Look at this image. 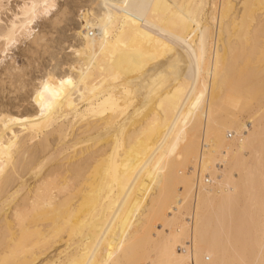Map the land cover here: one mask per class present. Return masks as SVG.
<instances>
[{
    "label": "bare ground",
    "instance_id": "obj_1",
    "mask_svg": "<svg viewBox=\"0 0 264 264\" xmlns=\"http://www.w3.org/2000/svg\"><path fill=\"white\" fill-rule=\"evenodd\" d=\"M87 1L86 7L97 6L88 7L89 16L104 14L105 3L133 7L127 17L122 7L112 13L107 43L99 39L102 27H90L95 45L65 58L64 72L52 71L56 85L73 62L72 75L79 81L84 74L78 90L56 109L52 126L38 137L17 127L19 148L0 178V208L6 198L12 205L9 212L0 210V259L19 246L38 253L13 257L21 264L74 256L91 264L258 260L264 225V0ZM190 14L202 25L195 33L179 19ZM78 17L69 47H81ZM201 34L208 55L198 76L193 52H199ZM161 78L165 87H153ZM205 82L195 122L189 118L169 155L184 127L181 117ZM181 86L185 92L174 96ZM11 115L0 110V116ZM11 127L5 133L0 125V144H8ZM53 153L62 162L42 167ZM17 211L25 224L13 228ZM85 218L73 243L56 238L69 219L78 224ZM59 243L60 249L44 256Z\"/></svg>",
    "mask_w": 264,
    "mask_h": 264
},
{
    "label": "snow or ice",
    "instance_id": "obj_2",
    "mask_svg": "<svg viewBox=\"0 0 264 264\" xmlns=\"http://www.w3.org/2000/svg\"><path fill=\"white\" fill-rule=\"evenodd\" d=\"M80 8L79 20L81 27L79 31L75 33L77 37L81 39V47L75 46L69 47L60 41V47H55V41L49 40V35L56 37L61 32H68L71 34L72 21L74 17L73 5L69 4L63 9L60 8L56 0H45L43 3L25 2L20 4L15 11H12L11 2L5 3V0H0V75H3V84L5 95L8 92V86L11 84L12 95L16 99L17 106L23 105L31 107V113H25L21 111L19 115L11 116H0V125L3 126L4 132L7 133L11 127V136L8 144H0V178L8 175L7 168L13 159V149L19 148L15 137L17 136L16 127L23 129L24 131H30L36 134L38 137L40 132L46 128L51 127L53 124L52 117L54 116L56 109L63 106V101L70 97L73 90H78L79 84L83 82L84 74L81 72V78L78 81L72 72L75 71V62L72 64L71 72L66 71L63 76L59 78V83L56 85L53 82V74L49 69L45 72L43 69L45 65L42 63V59L47 58L49 55L55 61V54L59 52L61 56L64 52L74 54L76 57L81 56L90 45H95L96 38L88 34V29L92 26L102 27L103 34L99 37L101 45L107 43L109 37V25L112 24L113 16L112 13L118 8H123V15L126 17L130 15L127 9L133 7L125 2L123 5H114L105 3L102 8L107 11L104 14H97L95 16L88 15V7L93 10L97 7L95 4H91L88 7L85 6L83 0L75 5ZM264 6V2H262ZM165 7H168L165 5ZM196 7H203V5H197ZM180 22L186 31L195 33L202 27L198 23L195 15L180 16ZM37 22L43 23V31L36 29ZM194 26V27H190ZM188 36L187 39H191ZM43 54V55H42ZM208 53L206 51L205 38L201 34L200 36V47L197 54L193 52V56L196 59L197 74L198 76L203 72V65L205 58ZM16 57L17 60L22 58V62H17L10 65L8 62ZM67 67V65H66ZM221 68L220 55L217 53L216 57V69L219 71ZM167 74H165L166 77ZM163 78L159 81H153V87L159 84L160 87H165L162 83ZM207 88V83H202L200 95H196L192 100L188 109L187 115L181 117L184 123V127L177 133L176 142L172 145V150L169 155H174L177 145L180 142L181 135L185 133L186 128L189 125V118L192 122H195V117L199 110L201 99L204 95V90ZM185 89L183 86L176 89L174 96L179 97L180 94L184 93ZM161 95L163 93L161 92ZM158 121L152 122L154 130L155 124ZM121 142L120 134L117 135L116 143L119 145ZM49 160L55 161V154L41 162L42 167H46ZM163 165H158L162 167ZM11 200L6 198L3 203V207L0 210L9 212L11 210ZM87 219L81 220L80 223L74 224L71 219L68 220L58 230L57 239H63L64 236L68 237V243H73V238L77 234L82 235V229L87 224ZM25 224V217L19 211L15 213V218L12 227H21ZM91 227V225H88ZM8 229H6V238ZM13 243H16L13 237ZM121 248L123 243L121 242ZM111 247V244L109 245ZM62 256L64 249H61ZM36 256L38 253L33 248L28 247H10L5 252V258L0 259V264H21L18 259H13L17 256ZM112 253H109L111 257ZM23 264H44L43 261H37L35 259L25 260ZM53 264H91L90 260H82L76 256L71 259H61L53 262ZM99 264H110V261L102 260ZM160 264H168L166 261H161ZM187 264H191L189 260ZM199 264V261H197ZM239 264H264V225H262V243H261V254L258 260H242Z\"/></svg>",
    "mask_w": 264,
    "mask_h": 264
},
{
    "label": "rangeland",
    "instance_id": "obj_3",
    "mask_svg": "<svg viewBox=\"0 0 264 264\" xmlns=\"http://www.w3.org/2000/svg\"><path fill=\"white\" fill-rule=\"evenodd\" d=\"M7 1L9 2V0H5V3H8ZM25 1L24 0H10L11 6H12V11L14 12L15 9L20 4H23L22 2H25ZM80 2H81V0H56V3L59 4V6H60L61 9H63L65 6H67L69 4H72L73 5L74 17H73V21H72L71 34H69L68 32H61V34L59 36H56V37H53V36L49 35V37H48L49 40H54L56 42L55 43V47H60L61 46L60 45V41L61 40L63 41V44H66V45H70V44H72L75 41L74 30L76 28V24L78 23V21H77V15H78L79 10H80V8L79 7H76L75 5L78 4V3H80ZM83 2L85 4V6H87L88 3H89L87 0H83ZM35 27H36V29L40 30L41 32L43 31V23L42 22H37V24H36ZM59 54H60L59 52H57L55 54V61H56V63H53V60H52L53 58H52L51 55H49L47 58L42 59V63L45 65V67L43 69L45 72H47L49 69L51 71H54V72H57V73L64 72L65 66H63L62 63H63V60L65 58H67V57L69 58L70 57V54L67 53V52H64V54L62 56H61V54L60 55ZM17 62H22V58L20 60H17V58L14 57L13 60L9 61L8 63L10 65H12V64L17 63ZM58 64L59 65L61 64V66H58ZM0 67H2V66H0ZM0 110L5 111V112H9L11 114H16V115H19V113L21 111H24V112H26V111L31 112L32 111L31 107L26 106V105H23V101H21V106L20 107L17 106L16 99L12 95L11 84H9L7 95H5L4 84H3V75H0ZM16 129H19V128L16 127ZM60 157L61 156H57V158H55V161L54 162L56 164L53 162L54 165L51 164V167L52 166L54 167L56 165H59L62 162V159H60ZM24 193H25V189H23L22 192H20V194L18 195V200L24 195ZM60 246H61L60 243L54 245L52 247L54 249H52V248L49 249L45 253L44 256H46L48 254H49V256H51L56 251L55 248H58L59 247L58 249H60Z\"/></svg>",
    "mask_w": 264,
    "mask_h": 264
}]
</instances>
